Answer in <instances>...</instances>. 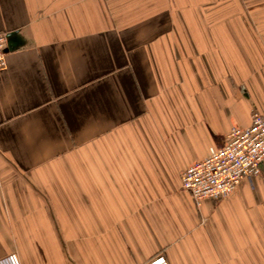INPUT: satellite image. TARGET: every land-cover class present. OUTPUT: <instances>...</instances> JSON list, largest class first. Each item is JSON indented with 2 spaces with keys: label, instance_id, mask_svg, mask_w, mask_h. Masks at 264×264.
<instances>
[{
  "label": "crops",
  "instance_id": "crops-1",
  "mask_svg": "<svg viewBox=\"0 0 264 264\" xmlns=\"http://www.w3.org/2000/svg\"><path fill=\"white\" fill-rule=\"evenodd\" d=\"M13 33L0 258L264 264V168L218 202L181 182L264 115V0H0Z\"/></svg>",
  "mask_w": 264,
  "mask_h": 264
},
{
  "label": "built area",
  "instance_id": "built-area-1",
  "mask_svg": "<svg viewBox=\"0 0 264 264\" xmlns=\"http://www.w3.org/2000/svg\"><path fill=\"white\" fill-rule=\"evenodd\" d=\"M7 37L0 35V73L7 68ZM264 168V115L253 110L251 124L232 127L224 142L209 148L207 156L195 161L182 174V188L199 205L204 199L215 201L235 193L240 182L257 176ZM0 264H22L17 253L0 258ZM142 264H170L164 255Z\"/></svg>",
  "mask_w": 264,
  "mask_h": 264
},
{
  "label": "water",
  "instance_id": "water-1",
  "mask_svg": "<svg viewBox=\"0 0 264 264\" xmlns=\"http://www.w3.org/2000/svg\"><path fill=\"white\" fill-rule=\"evenodd\" d=\"M13 35H14V33L7 36L8 37V46H7L6 52L9 50H13V48H14V42L12 40Z\"/></svg>",
  "mask_w": 264,
  "mask_h": 264
},
{
  "label": "rangeland",
  "instance_id": "rangeland-1",
  "mask_svg": "<svg viewBox=\"0 0 264 264\" xmlns=\"http://www.w3.org/2000/svg\"><path fill=\"white\" fill-rule=\"evenodd\" d=\"M225 199H226V198H225ZM221 200H222V199H221ZM214 201H215V200H214ZM218 201H220V200H218ZM218 201H217V202H218Z\"/></svg>",
  "mask_w": 264,
  "mask_h": 264
}]
</instances>
